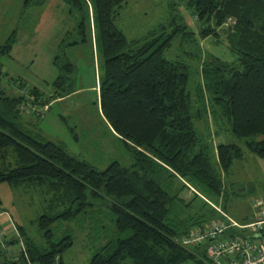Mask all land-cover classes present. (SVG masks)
I'll list each match as a JSON object with an SVG mask.
<instances>
[{
  "label": "trees",
  "instance_id": "16d2710c",
  "mask_svg": "<svg viewBox=\"0 0 264 264\" xmlns=\"http://www.w3.org/2000/svg\"><path fill=\"white\" fill-rule=\"evenodd\" d=\"M62 1L75 27L59 41L53 92L45 95L20 78L12 82L22 92L7 94L0 66V183L28 193L43 209L38 241L21 222L3 221L7 211L0 208L4 264H65L73 237H56L62 223L80 216L106 220L102 211L112 222L101 224L103 232L111 233L90 264H205L200 247L179 240L224 218L210 202L227 194L224 177L244 150L236 142L206 140L197 123L230 130L264 158V0H186L198 27L169 0L171 17L131 40L116 23L124 0ZM175 38L197 59L195 72L186 59L166 57ZM200 39L228 47L234 59L204 50ZM16 40L14 29L0 53L10 55ZM88 40L103 57L93 103L131 157L128 166L113 159L102 169L35 129L32 115L80 89L66 48Z\"/></svg>",
  "mask_w": 264,
  "mask_h": 264
},
{
  "label": "rangeland",
  "instance_id": "374dc122",
  "mask_svg": "<svg viewBox=\"0 0 264 264\" xmlns=\"http://www.w3.org/2000/svg\"><path fill=\"white\" fill-rule=\"evenodd\" d=\"M43 1L39 3L33 0L26 4V0H0V42L4 44L12 31L17 29V40L10 55L0 53L2 87L7 94L18 95L22 92L12 82L20 78L26 81V86H37L45 95H50L54 90L53 81L59 75L54 56L64 34L74 30L75 21L67 14L68 6L64 1ZM176 1L184 11V20L192 27H198L197 21L184 9L186 0H183L184 3ZM124 2L116 23L130 40L140 38L160 23L166 22L173 12L169 0ZM73 39L74 37L70 38ZM200 44L204 50L226 60L234 59V55L224 45H215L210 39H200ZM188 48L175 38L165 55L170 59H186L195 72L197 59L185 54ZM66 52L77 66V87L80 89L68 97L52 99L49 106L41 108V117L32 115L35 129H39L46 139L63 143L71 154L85 158L102 169L113 159L122 161L126 166L131 165V157L110 131L93 103L97 100V84L104 71L101 53L96 48L93 50L89 40L75 47H67ZM197 127L204 138H211L214 144L236 142L243 147L242 159L237 160L224 177L227 194L217 200L216 205L223 208L225 204L226 212L240 223L254 220L260 207L264 206V158L248 150L245 140L237 138L230 130L218 133L219 127L215 124L205 128L199 127L197 123ZM30 196L21 189H13L8 182L0 183V208L7 211L2 217L3 221L11 222L15 219L36 237V223L43 209L38 200H33ZM102 216L106 220L97 221L80 216L76 220L62 223L56 237L61 238L67 233L73 237V245L63 253L65 264H90L97 248L106 242L111 233L109 230V233L103 232L105 228L101 227L104 221L109 228L112 226L107 218L108 212L102 211ZM90 223L94 227L87 231L86 227L91 226ZM37 240H40L39 236ZM4 263L5 256L0 253V264ZM187 264L199 263L190 261Z\"/></svg>",
  "mask_w": 264,
  "mask_h": 264
},
{
  "label": "built area",
  "instance_id": "2783aa9c",
  "mask_svg": "<svg viewBox=\"0 0 264 264\" xmlns=\"http://www.w3.org/2000/svg\"><path fill=\"white\" fill-rule=\"evenodd\" d=\"M212 206L224 218L194 227L179 243L186 248L200 247L203 253L198 256L202 255L205 264H264V206L247 223L238 222L216 204Z\"/></svg>",
  "mask_w": 264,
  "mask_h": 264
}]
</instances>
